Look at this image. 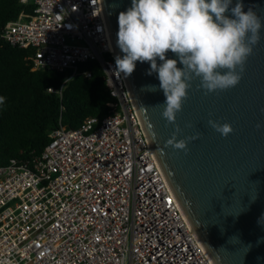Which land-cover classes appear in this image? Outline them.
<instances>
[{
	"label": "built area",
	"instance_id": "1",
	"mask_svg": "<svg viewBox=\"0 0 264 264\" xmlns=\"http://www.w3.org/2000/svg\"><path fill=\"white\" fill-rule=\"evenodd\" d=\"M33 14L0 39L33 70L80 74L97 60L115 113L60 127L30 162L0 166V264H214L143 130L101 0H19ZM53 91V90H52Z\"/></svg>",
	"mask_w": 264,
	"mask_h": 264
},
{
	"label": "water",
	"instance_id": "2",
	"mask_svg": "<svg viewBox=\"0 0 264 264\" xmlns=\"http://www.w3.org/2000/svg\"><path fill=\"white\" fill-rule=\"evenodd\" d=\"M101 1L116 56H122L118 16L131 0ZM242 2L245 12L251 7L264 21V0ZM166 58L178 61L170 51ZM244 69L240 83L223 92L205 93L193 78L174 124L162 118L165 96L157 74H146L149 63L137 62L124 77L154 154L214 264H264V226L257 223L264 215V29ZM152 85L156 91L146 88ZM209 120L230 124L232 133L222 137ZM174 133L186 150L165 147Z\"/></svg>",
	"mask_w": 264,
	"mask_h": 264
},
{
	"label": "clouds",
	"instance_id": "3",
	"mask_svg": "<svg viewBox=\"0 0 264 264\" xmlns=\"http://www.w3.org/2000/svg\"><path fill=\"white\" fill-rule=\"evenodd\" d=\"M262 29V18L251 7L245 12L242 0L235 6L232 0H131V7L118 16L116 44L123 55L115 57L112 73L127 78L137 62L149 63L146 74H157L165 96L162 118L174 124L193 78L200 80L205 93L227 91L240 83ZM169 51L182 68L177 60L166 58ZM146 88L157 90L154 85ZM208 124L222 137L233 131L227 123L209 120ZM165 147L184 151L187 143L177 141L174 133ZM257 223L264 226V215Z\"/></svg>",
	"mask_w": 264,
	"mask_h": 264
},
{
	"label": "trees",
	"instance_id": "4",
	"mask_svg": "<svg viewBox=\"0 0 264 264\" xmlns=\"http://www.w3.org/2000/svg\"><path fill=\"white\" fill-rule=\"evenodd\" d=\"M33 4L0 0V34L9 21L33 14ZM32 49L11 46L0 39V166L26 163L39 157L60 127L77 129L87 118L102 119L115 109L97 60L79 65L70 74L50 69L33 70ZM48 89H52L49 92Z\"/></svg>",
	"mask_w": 264,
	"mask_h": 264
},
{
	"label": "bare ground",
	"instance_id": "5",
	"mask_svg": "<svg viewBox=\"0 0 264 264\" xmlns=\"http://www.w3.org/2000/svg\"><path fill=\"white\" fill-rule=\"evenodd\" d=\"M111 48H112V51L115 53V50H114V48H113V45L111 46ZM116 54V53H115Z\"/></svg>",
	"mask_w": 264,
	"mask_h": 264
}]
</instances>
